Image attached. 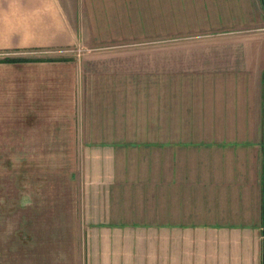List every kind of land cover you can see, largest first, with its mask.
I'll list each match as a JSON object with an SVG mask.
<instances>
[{
    "label": "crops",
    "instance_id": "1",
    "mask_svg": "<svg viewBox=\"0 0 264 264\" xmlns=\"http://www.w3.org/2000/svg\"><path fill=\"white\" fill-rule=\"evenodd\" d=\"M0 120L86 168L11 194L13 264H264V0H0Z\"/></svg>",
    "mask_w": 264,
    "mask_h": 264
},
{
    "label": "rangeland",
    "instance_id": "2",
    "mask_svg": "<svg viewBox=\"0 0 264 264\" xmlns=\"http://www.w3.org/2000/svg\"><path fill=\"white\" fill-rule=\"evenodd\" d=\"M0 121L6 124L8 120ZM1 130L6 131V128L2 127ZM6 137L8 139L11 138V136L3 135V143H0V147L4 146L6 148L9 146L8 143H5ZM81 153L82 152H77V156H74L75 152H70L69 155V152L60 151L0 149V264H13V262L9 261L12 257L5 253L6 250L2 246L4 242L19 243L14 245V251L20 246V236H16L15 234L19 240H12L9 236V231L12 230L11 225L13 226L11 220L14 215L12 214L17 208V206L9 203V201L12 195L16 196V189H18V191L21 190L22 185L34 186L38 181L36 182L34 179L30 178L32 176L86 173V168L81 166L83 159ZM61 158L64 159V161L61 160ZM70 160H72V162L77 160V166L75 167L72 163L69 164ZM21 176L26 177L25 182L20 180ZM37 189H39V187L35 188V190ZM7 221L9 225L6 223Z\"/></svg>",
    "mask_w": 264,
    "mask_h": 264
}]
</instances>
